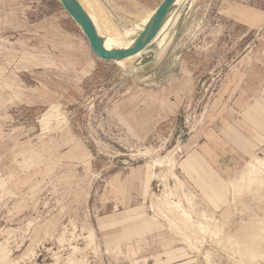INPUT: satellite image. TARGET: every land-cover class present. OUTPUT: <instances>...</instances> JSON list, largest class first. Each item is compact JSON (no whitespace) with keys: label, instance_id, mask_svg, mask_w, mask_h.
<instances>
[{"label":"rangeland","instance_id":"obj_1","mask_svg":"<svg viewBox=\"0 0 264 264\" xmlns=\"http://www.w3.org/2000/svg\"><path fill=\"white\" fill-rule=\"evenodd\" d=\"M161 1L99 3L124 29ZM248 153L264 157V0H182L123 68L59 0H0V264H264Z\"/></svg>","mask_w":264,"mask_h":264},{"label":"bare ground","instance_id":"obj_2","mask_svg":"<svg viewBox=\"0 0 264 264\" xmlns=\"http://www.w3.org/2000/svg\"><path fill=\"white\" fill-rule=\"evenodd\" d=\"M76 1L79 3V5L82 7L84 12L88 15L89 19L91 20L98 36L102 40L103 48L106 50H110V51L111 50H125V49H130L131 47H133L137 41V37H138L139 33L141 31H143V29L145 27L149 26L151 19L155 13V10H152L151 12L144 14L143 16H141L139 23H137L133 27L131 26L130 28L118 29L112 23L111 18L107 17L103 13L105 11L101 7L99 0H76ZM181 1L182 0H173L172 4L170 5V7L168 8V10L166 12V16L164 17V19L160 23V26L158 28L156 35L152 38V40H150V42L148 44H150L151 42H153L155 40V41H157L158 46L163 45V41H164V38L166 35L167 28L169 26V23L171 22L172 10ZM177 18L178 17L176 16L173 19V23H175L177 21ZM147 45H146V47H147ZM146 47H144L142 50H139L138 52H136L132 55H128L125 57L116 56L113 60H110V61L123 68L128 63H130V61H132L135 57L139 56L146 49ZM159 61H160L159 59H156V61L154 63L156 64ZM171 153H172V150H169V152L164 157L156 158L157 163L166 165L167 162L170 160ZM262 168H264V157H259V156L252 154L250 159L244 163L243 169L240 172L241 173L246 172L248 174V177H249L248 181L249 182H256L259 184L261 181L263 182V180L260 178V173H259L260 169H262ZM160 177H162V176H160ZM231 183H232L231 185H232L233 191H236L239 189V188L236 189V187H235V186H237V183H236V185L234 184L233 181ZM241 185H242V183L240 184V186ZM258 186H261V185H258ZM160 198H161V196H160ZM160 198L156 197V201H155L159 207H160V202H161ZM154 199H155V197H154ZM151 200H152V198H151ZM169 204L172 205V202ZM177 205H179V202L178 203L174 202V206H177ZM182 213L185 215L186 214L185 210H183ZM170 221H171V219H170ZM172 223H174V222H172ZM5 258H6L5 251L0 249V261H3ZM68 260H69V264H81V263L76 262L71 256L69 257Z\"/></svg>","mask_w":264,"mask_h":264},{"label":"water","instance_id":"obj_3","mask_svg":"<svg viewBox=\"0 0 264 264\" xmlns=\"http://www.w3.org/2000/svg\"><path fill=\"white\" fill-rule=\"evenodd\" d=\"M65 12L77 23L88 41L91 51L101 59L113 60L116 56L125 57L142 50L156 35L161 21L173 0H162L157 6L149 26L145 27L137 37L133 47L125 50H106L103 48L102 40L98 36L91 20L76 0H59ZM150 66V65H148Z\"/></svg>","mask_w":264,"mask_h":264},{"label":"crops","instance_id":"obj_4","mask_svg":"<svg viewBox=\"0 0 264 264\" xmlns=\"http://www.w3.org/2000/svg\"><path fill=\"white\" fill-rule=\"evenodd\" d=\"M236 131H238L236 128H234V130H231V132H230L231 134H228V135H227V139H231V137L236 136V135H234V133H236ZM235 138H236V137H235ZM235 138H234V139H235ZM219 154H220V155H218V160H219V157H222V155H223V157H226V156H227V155H225L224 152H223V153H219ZM248 154H250V157H251L252 153H248ZM195 158H196L197 160H196V159H195V160H191V158H190V159H188V161H190V162H191V161H192V162H193V161H198V163L201 164L199 158H198L197 156H196ZM220 159H221V158H220ZM221 160H222V159H221ZM246 161H247V160H246ZM246 161H245V162H246ZM169 162H170V161H169ZM245 162H244V163H245ZM216 179H217V178H215V180H216Z\"/></svg>","mask_w":264,"mask_h":264}]
</instances>
